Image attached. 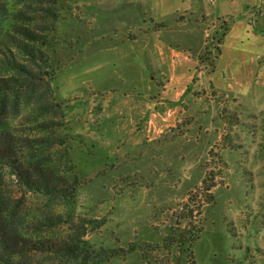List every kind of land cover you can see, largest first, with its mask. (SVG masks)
Segmentation results:
<instances>
[{"label": "rangeland", "instance_id": "rangeland-1", "mask_svg": "<svg viewBox=\"0 0 264 264\" xmlns=\"http://www.w3.org/2000/svg\"><path fill=\"white\" fill-rule=\"evenodd\" d=\"M63 7L59 105L41 126L22 112L2 118L18 138L47 137L56 180L77 178L67 218L59 200L6 176L21 212L46 223L38 234L89 249L136 245L100 264H146L144 243L162 264H264V0ZM176 231L185 237L165 244ZM28 261L81 264L40 250Z\"/></svg>", "mask_w": 264, "mask_h": 264}, {"label": "trees", "instance_id": "trees-1", "mask_svg": "<svg viewBox=\"0 0 264 264\" xmlns=\"http://www.w3.org/2000/svg\"><path fill=\"white\" fill-rule=\"evenodd\" d=\"M64 2L0 0V264H32L28 259L37 250L50 251L67 262L100 264L136 249L131 243L127 248L89 249L78 241L55 242L42 237L38 232L44 222L28 219L21 212L19 200L7 190L6 176L15 175L24 192L59 200L66 208L67 218L74 213L77 178L55 179L56 162L47 150V137L18 138L12 133L10 122L2 119L8 113L22 112L27 122L41 126L45 119L40 118L59 105L51 99L55 79L52 56L58 44L57 23ZM37 81L45 83V93L35 92L33 85ZM22 151L24 155L20 156ZM185 234L176 231L173 239H165V244L179 243ZM149 245L139 247L144 262L152 264V258L153 263L162 264ZM188 264H193L192 258Z\"/></svg>", "mask_w": 264, "mask_h": 264}, {"label": "built area", "instance_id": "built-area-1", "mask_svg": "<svg viewBox=\"0 0 264 264\" xmlns=\"http://www.w3.org/2000/svg\"><path fill=\"white\" fill-rule=\"evenodd\" d=\"M210 1H213V0H210ZM227 1H231V0H227Z\"/></svg>", "mask_w": 264, "mask_h": 264}]
</instances>
